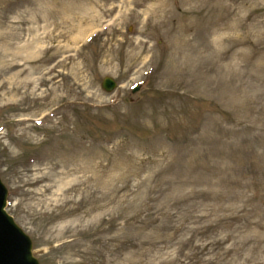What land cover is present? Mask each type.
<instances>
[{
	"label": "rangeland",
	"instance_id": "rangeland-1",
	"mask_svg": "<svg viewBox=\"0 0 264 264\" xmlns=\"http://www.w3.org/2000/svg\"><path fill=\"white\" fill-rule=\"evenodd\" d=\"M0 179L39 264H264V0H0Z\"/></svg>",
	"mask_w": 264,
	"mask_h": 264
},
{
	"label": "water",
	"instance_id": "water-1",
	"mask_svg": "<svg viewBox=\"0 0 264 264\" xmlns=\"http://www.w3.org/2000/svg\"><path fill=\"white\" fill-rule=\"evenodd\" d=\"M116 81L111 76H103L99 86L105 92H111L116 87ZM138 86L130 91L135 92ZM7 189L0 179V264H39L31 251L29 236L14 222L12 216L5 210Z\"/></svg>",
	"mask_w": 264,
	"mask_h": 264
}]
</instances>
